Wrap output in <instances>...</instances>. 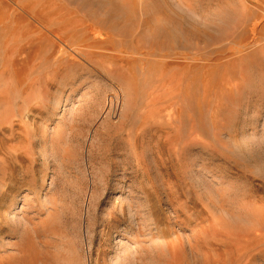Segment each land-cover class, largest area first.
<instances>
[{"label": "rangeland", "instance_id": "374dc122", "mask_svg": "<svg viewBox=\"0 0 264 264\" xmlns=\"http://www.w3.org/2000/svg\"><path fill=\"white\" fill-rule=\"evenodd\" d=\"M81 1L0 0V264H264V0H115L112 23L163 5L180 21L166 57L133 24L83 42ZM129 185L152 208L148 257L113 212Z\"/></svg>", "mask_w": 264, "mask_h": 264}, {"label": "bare ground", "instance_id": "6f19581e", "mask_svg": "<svg viewBox=\"0 0 264 264\" xmlns=\"http://www.w3.org/2000/svg\"><path fill=\"white\" fill-rule=\"evenodd\" d=\"M65 1H70V0H64ZM77 1V0H75ZM84 1V0H83ZM99 1V0H98ZM103 1V0H102ZM119 1V0H117ZM126 1V0H125ZM123 1V2H125ZM147 3L148 1L145 0ZM154 1V0H153ZM160 1V0H159ZM52 2V1H51ZM50 2V3H51ZM63 2V1H62ZM80 2H82L80 0ZM79 2V3H80ZM151 1H149L150 3ZM165 1H163L164 3ZM44 3V2H43ZM42 3V4H43ZM66 3V2H65ZM77 3V2H76ZM78 3V4H79ZM148 3V4H149ZM152 3V2H151ZM155 3V2H154ZM177 3V2H176ZM46 4V3H45ZM71 4V3H70ZM81 4V3H80ZM79 4V6H80ZM120 4V2L118 3ZM115 0H104L102 4L100 5H95L93 1L91 0H88V1H84L82 4H81V9L83 10V14L85 15V17L87 18V21L89 22L85 28H83V30L86 32V35L90 34L91 33V38H86V40L84 39L83 42H86L87 40L88 43L92 42V43H98V42H102L104 40V38L102 37L103 34L107 35V36H114V34L112 32H116L115 35H118V33L123 36H125L127 34V31L130 30V26L133 24L134 26V29H136V32L137 30H139L141 32V30H145V35L148 39V43H149V52H152L153 54L157 52V56L159 57H166L167 56V52H166V49H167V44L170 43L171 39H176L175 36L179 33H175V30L177 29H180V21L177 19V18H172L171 14H169L167 12V9L164 8L166 6H160L159 8V12L158 14H154L155 12H153V14H145L142 13L138 15V17L136 16L135 20H132V23L131 21H129V19L127 17H125V21L124 22H121V23H112V19H110V17H112V12H114L115 14V10L118 12V9H119V14H123L121 13V10H120V6L118 5ZM144 5L146 3H143ZM180 4V3H179ZM178 4V5H179ZM181 4H185V3H181ZM49 5V4H48ZM73 5V4H72ZM76 6V4H74ZM107 5V7H106ZM126 5V3H125ZM127 5L132 8L134 10V12L136 11H139L141 8L139 9L138 6L139 3H137V0H129L127 2ZM153 5V4H152ZM162 5V4H161ZM194 5V4H193ZM44 6V5H43ZM42 6V7H43ZM46 6V5H45ZM45 6L43 8H45ZM50 6H53L52 3L50 4ZM68 6V4H67ZM78 6V7H79ZM119 6V7H118ZM123 6V5H122ZM145 6H149V5H145ZM157 6V5H156ZM181 6V5H179ZM196 6V5H195ZM195 6H192L194 9ZM41 7V6H40ZM77 7V6H76ZM144 7V6H143ZM62 8V7H61ZM80 8V7H79ZM125 8V7H124ZM122 7V9H124ZM146 8V7H145ZM149 8H152V6L150 5L148 7ZM154 8V7H153ZM152 10L154 11L157 7H155V9ZM191 8V7H190ZM73 9V8H72ZM189 9V8H188ZM19 10V9H18ZM126 10V9H124ZM144 10V9H142ZM147 10V9H146ZM157 10V9H156ZM196 10V9H194ZM248 10V9H247ZM246 10V11H247ZM250 10V9H249ZM80 11V9H79ZM123 12V10H122ZM125 12V11H124ZM129 12V11H128ZM132 12V10L130 11ZM147 12H149L147 10ZM23 13V12H22ZM73 13V12H72ZM76 13V12H75ZM24 14V13H23ZM30 18L33 19L34 21H36L42 28L46 29L47 31H49L53 36H55L59 41H63V38L58 34V31L56 30V28L53 27V25H49L48 26V22L45 23L44 20H42L39 16H38V13H34V14H30ZM69 14V13H68ZM71 14V13H70ZM130 14V13H129ZM138 14V13H137ZM144 14V15H143ZM124 15V14H123ZM171 15V16H170ZM61 16V15H60ZM59 16V17H60ZM125 16V15H124ZM131 16V15H130ZM116 17V16H114ZM133 17V16H132ZM174 17V16H173ZM21 18V17H19ZM77 18V17H76ZM25 19V18H24ZM74 19V18H73ZM72 19V20H73ZM85 19V18H84ZM21 20V19H20ZM80 20V19H79ZM71 21V20H70ZM69 21V22H70ZM75 21V20H74ZM73 21V22H74ZM81 21V20H80ZM117 21V20H116ZM57 22V20H56ZM76 22V21H75ZM82 22V21H81ZM111 22V23H110ZM172 23V28L169 27L170 24L169 23ZM53 23V22H52ZM58 23V22H57ZM79 23V22H78ZM85 23L84 21L82 22V24ZM68 24V23H67ZM70 24V23H69ZM169 24V26H168ZM36 25V24H35ZM75 25V23L73 24ZM77 25V23H76ZM61 26V25H60ZM85 26V25H84ZM39 28V26H35V29ZM61 28V27H60ZM66 28V26H65ZM80 28V27H79ZM103 29L104 31L103 32H100L99 31V35H97L96 33V29ZM97 29V30H98ZM128 29V30H127ZM252 29V28H251ZM43 30V29H42ZM41 30V31H42ZM255 30V29H254ZM38 31V29H37ZM60 31V30H59ZM139 31L137 32V34H135V41L137 43V50L139 49V47H141V39H142V35L141 33H139ZM180 31H182L180 29ZM83 32V31H82ZM81 32V33H82ZM254 32V31H253ZM61 33V32H60ZM85 34V33H84ZM197 34H200L199 32H197ZM44 35V34H42ZM187 35V34H186ZM193 35H194V31H193ZM85 36V35H84ZM180 36V35H179ZM178 36V37H179ZM195 36H196V33H195ZM194 36V37H195ZM177 37V36H176ZM182 37V36H181ZM249 37V35H248ZM109 38H113V37H109ZM180 38V37H179ZM181 39V38H180ZM196 39V38H195ZM199 39V38H198ZM249 39V38H248ZM57 40V41H58ZM177 40V39H176ZM184 40V39H183ZM68 40H66L67 42ZM80 41V39H79ZM178 41V40H177ZM180 42V41H179ZM185 42V41H184ZM240 42V41H239ZM55 43V42H54ZM77 43V42H76ZM75 43V44H76ZM64 44V43H63ZM68 43H66L67 45ZM86 43H84L85 45ZM70 45V44H69ZM79 45V44H78ZM83 45V46H84ZM86 45H91V44H86ZM57 46V45H56ZM82 46V45H81ZM93 46V45H92ZM198 46V44H197ZM59 47V46H58ZM62 47V46H61ZM55 48V47H54ZM83 48V47H82ZM81 48V49H82ZM188 48V47H187ZM63 49V48H62ZM75 49V48H74ZM78 49V48H77ZM84 49V48H83ZM142 49V47L140 48V50ZM64 50V49H63ZM71 50V49H70ZM90 50V49H89ZM92 50V49H91ZM136 50V51H137ZM61 51V50H59ZM94 51V50H93ZM126 51V50H125ZM71 52V51H70ZM79 52V51H78ZM88 52V51H87ZM92 52V51H91ZM112 52V51H111ZM54 52H52L53 54ZM110 53V52H109ZM119 53V52H118ZM127 53V52H126ZM176 53V52H175ZM122 54V52H121ZM120 54V55H121ZM172 54V53H171ZM68 56V55H67ZM58 57V56H57ZM62 57V55H61ZM60 57V58H61ZM109 57V56H108ZM111 57H114V58H124L122 56H119V55H115V54H112ZM131 57V56H130ZM129 55H128V58H124V60H127L130 58ZM146 58V57H145ZM59 59V57L57 58V60ZM117 60V59H116ZM61 61V60H60ZM189 108V107H188ZM195 108V107H194ZM198 109V108H197ZM186 111V110H185ZM196 112V111H195ZM44 143V142H43ZM125 165V164H124ZM127 165V164H126ZM124 169V168H123ZM125 172V171H124ZM124 174V173H123ZM100 175V174H99ZM126 175V174H125ZM126 177V176H125ZM99 181L96 182V184L94 185L93 184V187H92V190L93 188L95 189H99V194H94L93 197H92V201L94 203V205H91L90 207V213H91V216H90V224L94 223L96 217L97 216L95 215L94 213V207L96 205V200L99 198L100 194L103 193V191L106 189V186H107V182H108V179H107V176L103 174L102 178L99 176ZM96 181V180H95ZM129 190H130V194H129V201L127 202H121L119 203V205H115L114 208H113V212L114 210L118 209L119 212H120V216H121V219H124V218H128L129 219V225H128V230H130L131 232L133 231H138V232H141V236H142V239L141 241L144 242V245H140L141 250H144V254L146 255V257L150 256L151 253H152V250H154L157 246L154 245V240H153V237H152V234L150 233H147V231H149L151 228L150 226L152 225L151 224V220L149 217H147V215L149 216V214L151 213V205L149 204V200H148V196L147 194H145V192H142V191H138V189L136 190L135 187L129 185L128 186ZM140 190V189H139ZM1 191V190H0ZM101 191V192H100ZM135 192H140V193H144L143 196H139L137 195ZM143 199V201H142ZM137 200H140V203L138 204L137 203ZM139 202V201H138ZM127 207V210H125V208ZM113 212H108V213H105V216H104V221L106 220V225H109L110 222H111V219L113 217ZM89 213V212H88ZM118 213V212H117ZM142 217L144 218L146 224L145 225H139V224H135V225H132V220L136 217ZM92 220V221H91ZM151 224V225H150ZM112 231V230H111ZM102 232L104 233V229L102 230ZM101 232V233H102ZM121 232V231H120ZM102 233V234H103ZM111 233V232H110ZM159 235V234H158ZM108 238V236H107ZM107 240V239H106ZM137 242H138V239H137ZM148 242V244H146ZM158 242V245L162 246V244L164 243L163 241V238L162 237H157L155 243ZM99 245L101 246V241L99 240ZM146 244V245H145ZM99 246V247H100ZM127 249V248H126ZM102 250V249H101ZM138 248H135V252H138ZM101 252V251H100ZM97 254H99V251H97ZM118 255H121V259L119 262H116L114 264H128L127 262L125 263L124 261L125 260H128V258H130L131 254L130 253H126V254H122V253H118ZM144 255V256H145ZM117 257V255H116ZM73 258V257H72ZM137 259V257H136ZM144 259V258H143ZM130 260V259H129ZM138 260V259H137ZM145 264H148L147 262H144ZM131 264V263H130Z\"/></svg>", "mask_w": 264, "mask_h": 264}]
</instances>
